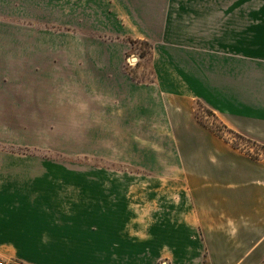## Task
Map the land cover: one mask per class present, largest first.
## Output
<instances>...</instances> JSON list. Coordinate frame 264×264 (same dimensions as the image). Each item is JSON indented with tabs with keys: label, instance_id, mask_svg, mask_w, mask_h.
<instances>
[{
	"label": "crops",
	"instance_id": "crops-1",
	"mask_svg": "<svg viewBox=\"0 0 264 264\" xmlns=\"http://www.w3.org/2000/svg\"><path fill=\"white\" fill-rule=\"evenodd\" d=\"M44 2L28 15L42 19ZM229 3H153L196 15L188 25L199 31L227 14L230 30L166 54L154 86L169 124L194 125L197 102L264 148V0ZM174 141L164 165L134 172L0 163V264H263L264 157L199 127Z\"/></svg>",
	"mask_w": 264,
	"mask_h": 264
},
{
	"label": "rangeland",
	"instance_id": "rangeland-1",
	"mask_svg": "<svg viewBox=\"0 0 264 264\" xmlns=\"http://www.w3.org/2000/svg\"><path fill=\"white\" fill-rule=\"evenodd\" d=\"M32 1L0 0V163L134 172L164 165L176 135L194 127L264 157L197 102L196 126L169 124L154 86L166 54L180 56L198 33L207 44L230 36L227 14L199 31L188 25L196 15H167L156 0H45L42 19L28 15Z\"/></svg>",
	"mask_w": 264,
	"mask_h": 264
},
{
	"label": "trees",
	"instance_id": "trees-1",
	"mask_svg": "<svg viewBox=\"0 0 264 264\" xmlns=\"http://www.w3.org/2000/svg\"><path fill=\"white\" fill-rule=\"evenodd\" d=\"M231 132V131H230ZM231 133H233V132H231ZM234 134V133H233Z\"/></svg>",
	"mask_w": 264,
	"mask_h": 264
}]
</instances>
